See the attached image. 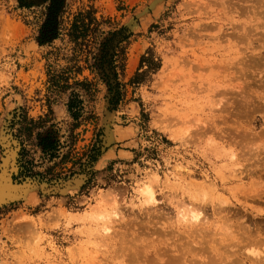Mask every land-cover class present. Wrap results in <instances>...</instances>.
Listing matches in <instances>:
<instances>
[{
	"label": "rangeland",
	"instance_id": "374dc122",
	"mask_svg": "<svg viewBox=\"0 0 264 264\" xmlns=\"http://www.w3.org/2000/svg\"><path fill=\"white\" fill-rule=\"evenodd\" d=\"M65 5L70 15L92 10L104 33L129 34L116 71L124 95L109 106L96 78L85 104L96 121L74 132L76 149L101 134L84 188L31 181L24 198L0 206V264H264V0ZM33 18L0 0V164L14 146L11 124L45 112L51 59ZM147 50L160 68L127 85ZM65 119L55 112L59 135ZM185 207L200 211V224L181 221Z\"/></svg>",
	"mask_w": 264,
	"mask_h": 264
},
{
	"label": "trees",
	"instance_id": "16d2710c",
	"mask_svg": "<svg viewBox=\"0 0 264 264\" xmlns=\"http://www.w3.org/2000/svg\"><path fill=\"white\" fill-rule=\"evenodd\" d=\"M16 2L34 17V40L38 47L48 49L44 61H51L46 63L45 112L36 118L22 113L11 124V127L16 126L10 137L17 148L16 173L12 180L51 183L84 174L87 178L82 189L91 179L93 163L98 161L101 134L97 129L88 144L76 149L79 139L74 132L82 125L93 126L96 121L93 113L85 109V104L93 101L97 80L106 84L109 106L115 107L121 101L124 92L123 86L116 81V71L120 75L123 73L121 44L129 34L122 27L104 33L100 30L104 23L95 19L92 10L70 15L64 0H42L39 4L31 0ZM114 39L116 42L112 45ZM55 42L59 46H55ZM159 68V59L147 50L139 57L127 85L137 87L146 83L148 75ZM60 111L66 116L61 122L65 126L61 135L57 124L53 123L55 112Z\"/></svg>",
	"mask_w": 264,
	"mask_h": 264
},
{
	"label": "bare ground",
	"instance_id": "6f19581e",
	"mask_svg": "<svg viewBox=\"0 0 264 264\" xmlns=\"http://www.w3.org/2000/svg\"><path fill=\"white\" fill-rule=\"evenodd\" d=\"M34 1H38L36 4H39L40 3L39 2L40 0H34ZM13 148H15V145L13 146ZM15 152L16 151H14V153ZM12 156L14 157L13 154H12ZM11 169H12L11 171L15 170V166L12 167ZM0 183H1V188H0V200H1L0 202L1 203L16 200V199H18L20 197V195H22V198H24L25 193L28 190V188L29 187H34L33 185H31L30 183H27V182H24V183L18 184V185H16V184L14 185V184H12V183L9 182L8 176L5 173H3V172H0ZM79 185H80V183L77 182L71 188H73V189L76 188L77 189V187ZM66 189L67 188L62 189L61 192H64L65 193L66 192ZM143 193H144L145 201H146L147 204H150L151 205V204H154L156 202L155 197H154V192H152L151 190H149L147 187L145 188V190H144ZM205 197L206 196L203 195V194L202 195L200 194V196H199V198H201L203 201L205 200ZM3 198H6V199L3 200ZM178 215L180 216L181 221H186V222H189L190 224H193V225L196 224V223L197 224H200L201 223L200 220H202L200 218L201 213H200L199 210L198 211H195V210L192 211V209H191V211L190 210L187 211L186 207H185L184 211H182ZM97 218H99L101 220L109 219L107 217H103L102 214L99 215ZM105 232H108V231L105 230Z\"/></svg>",
	"mask_w": 264,
	"mask_h": 264
},
{
	"label": "water",
	"instance_id": "95a60500",
	"mask_svg": "<svg viewBox=\"0 0 264 264\" xmlns=\"http://www.w3.org/2000/svg\"><path fill=\"white\" fill-rule=\"evenodd\" d=\"M41 1L42 0H40L39 2H41ZM31 2L36 4L38 1L31 0ZM11 141H13V140L11 139ZM13 143L15 145L14 149L11 146H8L5 149L4 158L2 159L1 164H0V172L5 173L8 176L9 182L14 184V185H15V183H16V185H18L17 183H20V182L22 184V183H24L23 181H25V182L29 181V183H31V181H34V182L38 183V185H44V186L47 185L45 190H48L49 192H61L62 189L71 188L77 182L80 183V185L78 187H81L83 185L84 181L87 178L86 175H84V174H75V175H73V176H71V177H69V178H67L65 180H58L56 182H51V183H46V184H43V182H38L36 180H29V179H25V180L19 181V182L13 181L12 180V175H14L16 173V166H15L16 152L14 153V150L15 151L17 150L16 144H15L14 141H13ZM12 154L14 155V157L12 156ZM14 166H15V170L11 171L12 170L11 168L14 167ZM11 172H12V175H11V179H10L9 175H10ZM13 182H15V183H13ZM0 188H1V183H0ZM5 199L6 198H3V200H5ZM9 202H11V201H9ZM9 202H3V203L0 202V206L4 205L6 203H9Z\"/></svg>",
	"mask_w": 264,
	"mask_h": 264
}]
</instances>
